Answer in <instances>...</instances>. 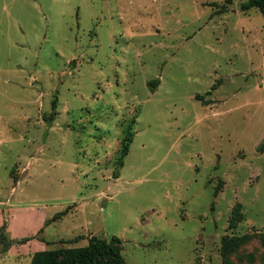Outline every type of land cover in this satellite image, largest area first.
<instances>
[{"label": "rangeland", "instance_id": "374dc122", "mask_svg": "<svg viewBox=\"0 0 264 264\" xmlns=\"http://www.w3.org/2000/svg\"><path fill=\"white\" fill-rule=\"evenodd\" d=\"M247 1L0 0V229L33 238L0 243V264L92 236L127 264H223L234 235L250 239L232 264H263L264 15Z\"/></svg>", "mask_w": 264, "mask_h": 264}, {"label": "trees", "instance_id": "16d2710c", "mask_svg": "<svg viewBox=\"0 0 264 264\" xmlns=\"http://www.w3.org/2000/svg\"><path fill=\"white\" fill-rule=\"evenodd\" d=\"M244 12L251 9H257L264 15V0H249L243 3L241 6ZM157 86V85H156ZM214 88V87H213ZM208 95L211 92L207 93ZM198 100L203 101L205 105H209V102L205 100V96L198 95ZM57 99L52 101V113L49 118L51 122L55 120L57 115ZM123 144L122 155L120 158V165L123 166V159L129 153L130 144L132 143V137H128ZM259 152H264V144L258 148ZM220 188L215 190V196L219 194ZM242 206L237 204L233 210V219L231 220L230 228H237L238 222L244 220V215L241 213ZM68 213L67 210L56 214L51 221H58ZM49 223V222H48ZM47 223V224H48ZM6 225L0 229V243L3 245L4 250L7 251L12 245L26 244L33 238H25L19 241H9L5 236ZM43 232L42 230L39 232ZM82 236H77L71 243H77L82 240ZM249 236H224L221 240L220 255L222 257L223 264H232L231 257L243 246L249 242ZM260 243L264 250V233L260 234ZM30 264H127L122 254V240L118 237H114L111 241L92 236L89 242L84 247H76L69 249H54L43 250L33 254ZM264 264V257H263Z\"/></svg>", "mask_w": 264, "mask_h": 264}]
</instances>
